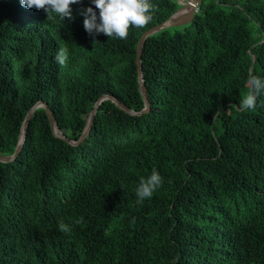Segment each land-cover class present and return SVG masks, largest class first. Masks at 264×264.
I'll return each mask as SVG.
<instances>
[{
  "label": "trees",
  "instance_id": "trees-1",
  "mask_svg": "<svg viewBox=\"0 0 264 264\" xmlns=\"http://www.w3.org/2000/svg\"><path fill=\"white\" fill-rule=\"evenodd\" d=\"M151 3L153 19L119 39L85 31L90 0L65 21L0 0V155L39 102L71 141L104 96L145 109L137 45L181 8ZM142 55L149 112L105 100L74 145L38 108L0 162V264H264V96L238 108L248 71L264 76V0H202ZM154 168L162 186L138 204Z\"/></svg>",
  "mask_w": 264,
  "mask_h": 264
},
{
  "label": "clouds",
  "instance_id": "clouds-1",
  "mask_svg": "<svg viewBox=\"0 0 264 264\" xmlns=\"http://www.w3.org/2000/svg\"><path fill=\"white\" fill-rule=\"evenodd\" d=\"M83 0H20L22 7L44 10L47 19H71L73 5L81 4ZM90 5L81 11L85 31L93 37L103 34L109 38L125 39L130 27L143 28L153 19L155 8L151 0H90ZM98 10V11H97ZM68 57L67 49H60L55 61L63 65ZM247 83L250 85L247 94L239 101L241 111L252 110L257 106V99L264 96V76L248 71ZM163 178L154 168L146 178H141L135 196L138 204L150 199L162 186ZM58 227L64 230V225Z\"/></svg>",
  "mask_w": 264,
  "mask_h": 264
},
{
  "label": "water",
  "instance_id": "water-1",
  "mask_svg": "<svg viewBox=\"0 0 264 264\" xmlns=\"http://www.w3.org/2000/svg\"><path fill=\"white\" fill-rule=\"evenodd\" d=\"M202 0H188V2L186 4L183 5L182 2H180L181 8L172 16L170 17L168 20H166L165 22H163L162 24L154 27L153 29L147 31L139 40V43L137 45V60H136V64L138 66V73H139V84H140V90L141 93L144 97V101H145V109L142 112H136L133 111L132 109H130L129 107H127L126 105L120 103L116 98H114L113 96H104L103 98H101V100L94 106L89 120H88V124L87 127L85 129L84 134L82 135L81 139L79 141H71L69 139H67L64 134L62 133L59 124L57 123V120L53 114V112L51 111V109L49 108V105L47 103L44 102H39L38 104H36L28 113L25 123H24V127H23V133L22 136L20 138V142L18 144V147L16 149V152L12 155V156H4V155H0V162L3 163H10L13 162L14 160H16L17 156L19 155L20 151L23 148V144L26 140V132H27V128L29 126L30 120L32 119L35 111L38 108H45L46 109V113H47V117H48V121L50 122L51 128L53 130V132L60 138L66 140L68 143L70 144H74V145H78L79 143H81L82 141H84L86 139V137L89 135L90 131H91V127L93 125V122L96 118V115L99 111L100 105L103 101L105 100H112L114 101L121 109L125 110L127 113L131 114V115H142L144 113H147L150 111V101H149V97H148V91L143 79V68H142V63H143V47L145 44L146 39L150 36L153 35L159 31L162 30H167L169 28H174V27H180V26H186L190 23H192L195 19V15L198 12V8L201 4Z\"/></svg>",
  "mask_w": 264,
  "mask_h": 264
},
{
  "label": "rangeland",
  "instance_id": "rangeland-1",
  "mask_svg": "<svg viewBox=\"0 0 264 264\" xmlns=\"http://www.w3.org/2000/svg\"><path fill=\"white\" fill-rule=\"evenodd\" d=\"M179 1V3L181 2V1H183V2H185V3H187L188 2V0L186 1V0H178ZM167 34H169L170 36H173L175 33H174V30L172 31V30H170V31H167L166 32ZM42 121L43 122H46V120L44 119V118H42Z\"/></svg>",
  "mask_w": 264,
  "mask_h": 264
},
{
  "label": "built area",
  "instance_id": "built-area-1",
  "mask_svg": "<svg viewBox=\"0 0 264 264\" xmlns=\"http://www.w3.org/2000/svg\"><path fill=\"white\" fill-rule=\"evenodd\" d=\"M181 2L183 3V5H184V4H186V3H185V2H183V1H181Z\"/></svg>",
  "mask_w": 264,
  "mask_h": 264
},
{
  "label": "bare ground",
  "instance_id": "bare-ground-1",
  "mask_svg": "<svg viewBox=\"0 0 264 264\" xmlns=\"http://www.w3.org/2000/svg\"><path fill=\"white\" fill-rule=\"evenodd\" d=\"M187 1V0H186Z\"/></svg>",
  "mask_w": 264,
  "mask_h": 264
}]
</instances>
